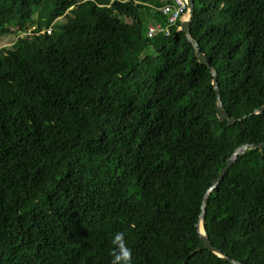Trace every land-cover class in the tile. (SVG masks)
I'll list each match as a JSON object with an SVG mask.
<instances>
[{
	"label": "trees",
	"instance_id": "1",
	"mask_svg": "<svg viewBox=\"0 0 264 264\" xmlns=\"http://www.w3.org/2000/svg\"><path fill=\"white\" fill-rule=\"evenodd\" d=\"M168 37L162 0H0V264H230L204 248L205 194L264 143V0H195ZM34 27V32H27ZM50 31V32H48ZM27 34V35H26ZM211 243L264 264V149L211 194Z\"/></svg>",
	"mask_w": 264,
	"mask_h": 264
},
{
	"label": "water",
	"instance_id": "2",
	"mask_svg": "<svg viewBox=\"0 0 264 264\" xmlns=\"http://www.w3.org/2000/svg\"><path fill=\"white\" fill-rule=\"evenodd\" d=\"M187 3H188V13H187L186 18L182 21L179 31L186 35L188 42L193 46V48L195 50L196 56H197L200 64L206 66L211 71V75L213 77V87L216 91V96H217V100H218V105L216 107V113H217L218 119L221 122H226L229 127L235 126L237 123L243 122L248 117H245L244 119L232 118L228 114V112L225 110L224 104L222 102L220 85H219V81H218V73L212 69L208 57L201 51V48H200L198 42L196 40H194L192 37L191 26H192V21H193L194 15H195V5H196L195 0H187ZM263 113H264V107L256 110L254 112V114L250 115L249 117H252L254 115H261ZM263 149H264V143H262V144H246V145H243L240 148H238L235 151V153L231 156V158L228 160L225 168L221 171L220 175L213 182L211 188L205 194L204 199H203L202 213L200 216L199 224L197 225L200 240L203 243L204 248L206 250L212 252L214 255H216L217 257H219L223 261L230 263V264H241V263L230 258L228 255L223 253L220 249L216 248L211 243L209 236L207 235L205 215H206L208 201H209L211 194L218 188V186L221 184V182L227 176L229 171L238 162L240 157H242L248 151L263 150Z\"/></svg>",
	"mask_w": 264,
	"mask_h": 264
},
{
	"label": "built area",
	"instance_id": "3",
	"mask_svg": "<svg viewBox=\"0 0 264 264\" xmlns=\"http://www.w3.org/2000/svg\"><path fill=\"white\" fill-rule=\"evenodd\" d=\"M162 3L160 12L167 17V22L165 24L157 22L150 24L147 32V37L150 39L158 36L168 37L172 28L177 27L178 23H182L187 16V0H162Z\"/></svg>",
	"mask_w": 264,
	"mask_h": 264
},
{
	"label": "clouds",
	"instance_id": "4",
	"mask_svg": "<svg viewBox=\"0 0 264 264\" xmlns=\"http://www.w3.org/2000/svg\"><path fill=\"white\" fill-rule=\"evenodd\" d=\"M112 243L116 248L112 264H132V251L125 245L124 233H116Z\"/></svg>",
	"mask_w": 264,
	"mask_h": 264
},
{
	"label": "rangeland",
	"instance_id": "5",
	"mask_svg": "<svg viewBox=\"0 0 264 264\" xmlns=\"http://www.w3.org/2000/svg\"><path fill=\"white\" fill-rule=\"evenodd\" d=\"M34 32V27L32 26L31 29L27 32L28 34H32ZM27 35V34H26ZM10 37H4L1 39L0 42V49L4 47H11L14 41L9 40Z\"/></svg>",
	"mask_w": 264,
	"mask_h": 264
}]
</instances>
